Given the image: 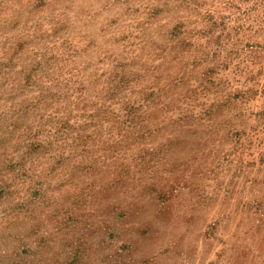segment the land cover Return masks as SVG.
<instances>
[{"label":"rangeland","instance_id":"1","mask_svg":"<svg viewBox=\"0 0 264 264\" xmlns=\"http://www.w3.org/2000/svg\"><path fill=\"white\" fill-rule=\"evenodd\" d=\"M0 264H264V0H0Z\"/></svg>","mask_w":264,"mask_h":264}]
</instances>
